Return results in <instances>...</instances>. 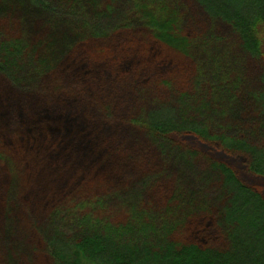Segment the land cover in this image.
I'll use <instances>...</instances> for the list:
<instances>
[{
	"label": "trees",
	"instance_id": "obj_1",
	"mask_svg": "<svg viewBox=\"0 0 264 264\" xmlns=\"http://www.w3.org/2000/svg\"><path fill=\"white\" fill-rule=\"evenodd\" d=\"M263 50L264 0H0V264H264Z\"/></svg>",
	"mask_w": 264,
	"mask_h": 264
},
{
	"label": "rangeland",
	"instance_id": "obj_2",
	"mask_svg": "<svg viewBox=\"0 0 264 264\" xmlns=\"http://www.w3.org/2000/svg\"><path fill=\"white\" fill-rule=\"evenodd\" d=\"M263 51H264V50H263ZM186 143H187L188 145H190L191 147H193V148H196V149L198 148V149L203 150V151L206 150V149H203L201 146H199L198 143L195 142V141L187 140ZM211 155H212V156H215V157L218 158L219 160H222V161H224V162H226V163H231V162L228 161V159H227L226 157H224V156L217 155V154H213V153H211ZM258 183H261V184L264 185V181H259ZM262 189H263V191H264V188H262Z\"/></svg>",
	"mask_w": 264,
	"mask_h": 264
}]
</instances>
